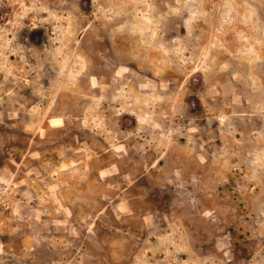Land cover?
I'll return each mask as SVG.
<instances>
[{
  "label": "rangeland",
  "instance_id": "1",
  "mask_svg": "<svg viewBox=\"0 0 264 264\" xmlns=\"http://www.w3.org/2000/svg\"><path fill=\"white\" fill-rule=\"evenodd\" d=\"M0 264H264V0H0Z\"/></svg>",
  "mask_w": 264,
  "mask_h": 264
}]
</instances>
